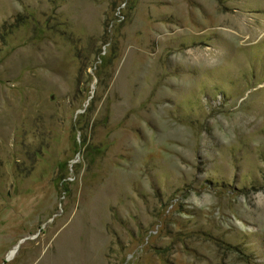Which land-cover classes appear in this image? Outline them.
Wrapping results in <instances>:
<instances>
[{"label": "rangeland", "instance_id": "obj_1", "mask_svg": "<svg viewBox=\"0 0 264 264\" xmlns=\"http://www.w3.org/2000/svg\"><path fill=\"white\" fill-rule=\"evenodd\" d=\"M0 264H264V0H0Z\"/></svg>", "mask_w": 264, "mask_h": 264}]
</instances>
